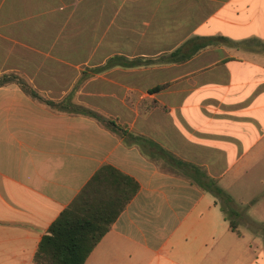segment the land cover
<instances>
[{
	"label": "crops",
	"instance_id": "obj_1",
	"mask_svg": "<svg viewBox=\"0 0 264 264\" xmlns=\"http://www.w3.org/2000/svg\"><path fill=\"white\" fill-rule=\"evenodd\" d=\"M4 77L0 264H35L105 166L139 189L86 264H264L208 187L264 163V0H0Z\"/></svg>",
	"mask_w": 264,
	"mask_h": 264
},
{
	"label": "trees",
	"instance_id": "obj_2",
	"mask_svg": "<svg viewBox=\"0 0 264 264\" xmlns=\"http://www.w3.org/2000/svg\"><path fill=\"white\" fill-rule=\"evenodd\" d=\"M13 79H0V86ZM20 85L27 93L38 97L26 83L20 82ZM47 104L95 118L109 130L123 137L130 136L125 126L80 105L66 100L57 104L48 101ZM208 187L221 201L225 219L229 221L231 230L241 235L237 221L239 214L232 207V198L227 196L215 181L211 180ZM138 189V184L130 177L110 166L103 167L44 234L34 258L35 264H86L92 252L135 197ZM256 230L264 234V225Z\"/></svg>",
	"mask_w": 264,
	"mask_h": 264
},
{
	"label": "rangeland",
	"instance_id": "obj_3",
	"mask_svg": "<svg viewBox=\"0 0 264 264\" xmlns=\"http://www.w3.org/2000/svg\"><path fill=\"white\" fill-rule=\"evenodd\" d=\"M254 175L248 180H239L227 194L233 200L232 207L236 209L239 216L240 230L246 235L247 240H253V244L258 250L264 236L262 232L256 230L264 225V163L261 161L254 168ZM249 224V226H247ZM255 225V226H253ZM253 226V227H251Z\"/></svg>",
	"mask_w": 264,
	"mask_h": 264
}]
</instances>
